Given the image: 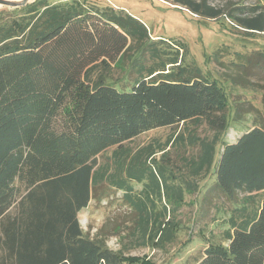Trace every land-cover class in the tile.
I'll return each instance as SVG.
<instances>
[{
  "label": "trees",
  "instance_id": "1",
  "mask_svg": "<svg viewBox=\"0 0 264 264\" xmlns=\"http://www.w3.org/2000/svg\"><path fill=\"white\" fill-rule=\"evenodd\" d=\"M175 2L203 18L222 15L206 0ZM251 13L234 19L263 32L264 11ZM179 50L180 42L150 38L123 10L88 0L0 10V264H152L83 232L78 213L101 183L122 191L133 228L156 246L171 240L176 210L196 193L221 230L197 228L204 246L191 264H264V120L224 139L231 120L251 106L227 113L218 81L182 63ZM125 58L118 81L109 72ZM200 123L213 131L212 142L194 135ZM179 124L174 139L200 149L187 160L192 177L207 178L200 188L183 176L171 181L159 164L172 140L135 151L124 144ZM132 182L141 185L136 193Z\"/></svg>",
  "mask_w": 264,
  "mask_h": 264
},
{
  "label": "rangeland",
  "instance_id": "2",
  "mask_svg": "<svg viewBox=\"0 0 264 264\" xmlns=\"http://www.w3.org/2000/svg\"><path fill=\"white\" fill-rule=\"evenodd\" d=\"M88 1L130 14L145 25L152 39L163 38L180 42L186 50L183 52L179 50V54H182V63L189 64V68L192 69L194 66L198 67L200 75L209 80H217L225 91L228 98L227 113L230 114L239 107L247 109L251 106V110L241 113L239 119L231 120L224 139L234 140L241 131L251 128L256 121L264 120V73L259 74L258 70L264 64V31L245 29L234 19L251 16L252 8L264 11V0H206L209 5L222 10V15L218 19L200 17L177 4L175 0ZM1 9L8 8L0 7ZM163 46L168 50L175 49L171 45V48L166 44ZM118 63L109 73L112 78H118L119 81L125 76L129 62L125 58ZM241 63L248 68L240 66ZM98 70L97 68L94 73L97 74ZM239 79H243L247 85ZM181 130L182 124L151 129L124 144L135 151L147 143L156 145L172 140L165 149L168 155L162 157L159 164L166 167L168 176L171 174V181H177L183 176L200 188L207 178H203L204 175L192 177L187 166V160L196 157L200 149L189 140L185 143L176 141L177 138L174 139L176 133ZM192 131L198 139H203L207 143L213 141L214 133L204 123H200ZM183 134L186 136V129ZM219 147L217 142L214 160L219 153ZM114 148L110 147L103 154L110 155ZM160 153H155V157L159 158ZM132 185L133 191L138 192L141 185L133 182ZM196 196V193H193L184 197L183 203L174 215L178 222L177 229L173 231L171 240L164 242V245H154L149 238L142 236L133 228L129 219L131 210L122 200V191L106 183L98 186L96 198L90 200L87 207L78 213V219L85 234L104 241L108 248L120 251L125 257L144 256L152 264H191L204 246L203 241L196 239L200 236L196 232L197 228L201 226L205 232L206 229H212L215 235L221 230L217 224L219 216H216L215 221L211 220L214 216L212 207L207 204L199 207V198ZM196 220L197 223L193 225ZM192 225L195 231L191 233Z\"/></svg>",
  "mask_w": 264,
  "mask_h": 264
},
{
  "label": "water",
  "instance_id": "3",
  "mask_svg": "<svg viewBox=\"0 0 264 264\" xmlns=\"http://www.w3.org/2000/svg\"><path fill=\"white\" fill-rule=\"evenodd\" d=\"M34 0H0V7L15 9L26 5Z\"/></svg>",
  "mask_w": 264,
  "mask_h": 264
}]
</instances>
